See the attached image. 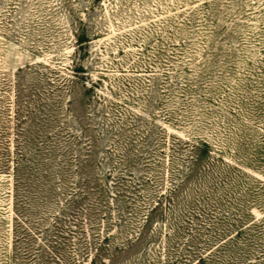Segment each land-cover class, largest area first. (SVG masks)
I'll list each match as a JSON object with an SVG mask.
<instances>
[{
    "label": "rangeland",
    "instance_id": "374dc122",
    "mask_svg": "<svg viewBox=\"0 0 264 264\" xmlns=\"http://www.w3.org/2000/svg\"><path fill=\"white\" fill-rule=\"evenodd\" d=\"M0 264H264V0H0Z\"/></svg>",
    "mask_w": 264,
    "mask_h": 264
},
{
    "label": "trees",
    "instance_id": "16d2710c",
    "mask_svg": "<svg viewBox=\"0 0 264 264\" xmlns=\"http://www.w3.org/2000/svg\"><path fill=\"white\" fill-rule=\"evenodd\" d=\"M84 42H86V41H84V40H80V43L82 44V43H84ZM204 147H207V146H204ZM19 218V217H18Z\"/></svg>",
    "mask_w": 264,
    "mask_h": 264
}]
</instances>
